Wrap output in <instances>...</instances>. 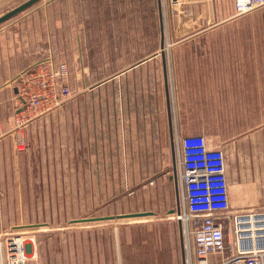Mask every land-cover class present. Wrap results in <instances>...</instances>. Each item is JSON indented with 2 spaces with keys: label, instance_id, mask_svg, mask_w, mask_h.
<instances>
[{
  "label": "crops",
  "instance_id": "crops-1",
  "mask_svg": "<svg viewBox=\"0 0 264 264\" xmlns=\"http://www.w3.org/2000/svg\"><path fill=\"white\" fill-rule=\"evenodd\" d=\"M64 3L69 15L67 19L58 16L56 19L62 22L56 25L67 21L73 27L68 66L74 94L65 103L67 114H46L36 120L39 130L55 131L54 125L63 122L74 147H86L90 154H127L139 168L153 170L162 165L158 156L171 163L174 158L176 165V139L203 135L214 147L224 149L227 145L230 199L237 196L239 213L263 212L264 7L236 16L234 0H63V6ZM176 10L181 12L179 21L178 15H170ZM195 10L201 15L193 16ZM168 14L173 20L175 44L171 50L160 51L167 99V126H162V110L157 105L155 41L157 15L163 22ZM95 25H100V34L109 25L119 29L128 26L130 32L122 28L119 36L116 33L109 40L111 46L101 43L100 73L108 75L104 80L94 84L85 79L76 82L73 74L85 77L92 72L87 41L88 35L97 30ZM140 25L147 27V32H133ZM230 26L232 33L220 32ZM50 32L53 33L52 24L49 37ZM165 40L162 37V42ZM140 42L145 43L143 50ZM211 42L214 44L209 48L207 43ZM218 43L220 47H216ZM32 56L24 58V68L39 63L31 61ZM109 59H116V63ZM20 72L9 75L0 84V92L15 84ZM7 97L10 103L11 97ZM11 229L12 225L8 229L5 221L3 226L0 224V235ZM164 233L172 244V227H165ZM190 255L192 264L195 260L197 264L192 240ZM3 258L0 239V264Z\"/></svg>",
  "mask_w": 264,
  "mask_h": 264
},
{
  "label": "rangeland",
  "instance_id": "rangeland-1",
  "mask_svg": "<svg viewBox=\"0 0 264 264\" xmlns=\"http://www.w3.org/2000/svg\"><path fill=\"white\" fill-rule=\"evenodd\" d=\"M27 1L0 0V17ZM54 2H57L55 6ZM62 3L63 0H41L0 25V84L9 75L27 69L23 66L24 58L31 55V61L54 58L68 65L69 36L73 35V27L65 20L66 24L56 25L62 22L56 19L58 16L67 19L69 15L67 4ZM201 13L195 10L193 16ZM180 14L177 10L175 14L170 13L178 15V21ZM172 21L169 14L163 22L157 15V105L162 110V126L167 124L164 122L167 99L160 51L173 49ZM51 24L53 33L50 32L49 37ZM95 26L96 34H89L87 41V59L92 61V72L85 77L73 74L76 82L85 79L94 84L104 80L108 75L100 73L101 43L111 46L109 40L116 33L119 36L122 28L130 32L128 26L119 29L109 25L104 34H100V25ZM145 30L147 27L142 25L133 28V32L140 34L147 32ZM220 32L232 33V26ZM162 37L168 41L162 42ZM144 44L139 43L140 50L144 49ZM207 44L212 48L214 43ZM196 45L193 42L192 47ZM216 47H220V43ZM17 86L18 82L0 92V224L3 226L6 221L8 229L12 225L11 231L0 235L4 245L3 260L7 237L13 236L24 239L30 264H189L182 226L176 220V213L168 214L170 210L176 211L180 204L175 159L171 163L170 159L164 161V157L158 156L161 166L156 170L142 169L127 154H90L86 147L76 148L70 144L63 122L54 125L57 126L55 131L49 128H40V131L36 121L26 122L27 119L18 116ZM6 96L11 97L10 103ZM64 104L50 114H67V103ZM175 104L178 106L176 96ZM19 123L25 125L20 127ZM224 149L229 163L227 145ZM236 198L234 195L232 201L230 199L232 209L226 220L231 229L233 217L241 209ZM142 212L156 215L72 223ZM165 227L173 229L172 244L168 243Z\"/></svg>",
  "mask_w": 264,
  "mask_h": 264
},
{
  "label": "built area",
  "instance_id": "built-area-1",
  "mask_svg": "<svg viewBox=\"0 0 264 264\" xmlns=\"http://www.w3.org/2000/svg\"><path fill=\"white\" fill-rule=\"evenodd\" d=\"M234 1L236 16L264 7V0ZM17 82L16 112H20L18 116L27 119L26 122H35L53 113L74 94L67 63L54 58L23 71ZM20 139L23 145L22 133ZM176 141L175 169L180 204L174 214L182 226L188 263L192 264V240L197 264H264V211L236 214L232 229L226 225L231 201L224 149L212 146L203 135L186 136ZM241 219L244 220L238 221ZM240 225L245 226L243 231L238 229ZM27 254L22 237H7L3 264H30Z\"/></svg>",
  "mask_w": 264,
  "mask_h": 264
},
{
  "label": "water",
  "instance_id": "water-1",
  "mask_svg": "<svg viewBox=\"0 0 264 264\" xmlns=\"http://www.w3.org/2000/svg\"><path fill=\"white\" fill-rule=\"evenodd\" d=\"M41 0H28L27 2L23 3L22 5L16 7L15 9L9 11L8 13L4 14L3 16L0 17V25L3 23L7 22L8 20L14 18L18 14L22 13L26 9L30 8L37 2ZM178 32L180 30L178 29ZM163 48V46H162ZM175 148V146H174ZM171 214H174V211H171ZM149 216H154V213L152 212H142V213H132V214H125V215H118L116 217L114 216H109V217H100V218H91V219H82V220H75L72 223H89V222H101V221H110L114 220L115 218L117 219H135V218H143V217H149Z\"/></svg>",
  "mask_w": 264,
  "mask_h": 264
},
{
  "label": "bare ground",
  "instance_id": "bare-ground-1",
  "mask_svg": "<svg viewBox=\"0 0 264 264\" xmlns=\"http://www.w3.org/2000/svg\"><path fill=\"white\" fill-rule=\"evenodd\" d=\"M242 220H244V219H241V220H238V221H242ZM241 223H242V222H241ZM238 229H239L240 231H243V230L245 229V226L240 225V226H238ZM242 234H245V233H242ZM18 241L20 242L21 240L18 239Z\"/></svg>",
  "mask_w": 264,
  "mask_h": 264
}]
</instances>
